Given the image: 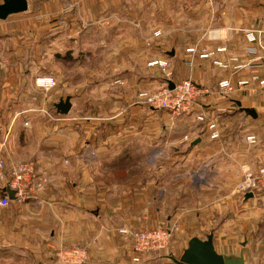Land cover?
I'll list each match as a JSON object with an SVG mask.
<instances>
[{"label": "crops", "instance_id": "0c3cea01", "mask_svg": "<svg viewBox=\"0 0 264 264\" xmlns=\"http://www.w3.org/2000/svg\"><path fill=\"white\" fill-rule=\"evenodd\" d=\"M28 1L29 10L15 15L57 13L64 24L73 27L75 43L86 46L82 61L106 62L100 70L111 77L110 83L97 81L99 76H95L90 83L93 89L87 90L108 93L111 85L119 89L115 93L121 94V100L113 98L94 106L93 102L71 101L72 108L77 105L86 113L85 118L72 117L73 123L64 122L67 119L53 123L38 113H21L35 101L49 105L42 90L26 86L35 71L26 61L34 58V52L39 57L45 55L47 41L37 42L38 31L50 24L39 19L17 25L0 19V26H9L8 30L25 27L29 32L21 41L14 34H0V149L6 172L16 162L32 161L47 177L36 202L12 200L9 207L0 208V264H61L54 251L71 245L87 251L84 264H125V259L134 255L132 244L125 247V235L119 232L126 223L125 206L144 207L152 201L157 206L167 205L162 193L150 195L155 189L168 190L175 199L169 200L177 202L174 186L179 182L188 185L184 197L189 198V204L198 194L203 195L197 191L204 187L215 191L224 185L228 188L246 169L256 170L264 164V0ZM129 19L137 23H129ZM251 31L256 41H250ZM220 47L226 51L216 52ZM191 48L195 52L190 53ZM205 51L216 53L200 57ZM165 57L173 65L175 82L192 78L201 90L197 111L206 114V121H198L195 113L175 116L146 107L140 103V97L145 100L141 95L134 101L141 87L163 85L166 78L148 63ZM232 57L244 66L236 69L238 63L231 61ZM214 61L228 66L220 67ZM115 62L119 63L117 69L112 68ZM225 80L231 88L220 87ZM242 80L249 84L240 86ZM125 110L129 122L137 125L130 131L131 136L136 134L131 146L125 140ZM68 114L63 116L71 118ZM27 120L29 126L24 125ZM209 121L218 125L219 140L210 138ZM146 127L152 129L147 137ZM186 135L190 137L187 142ZM249 135L256 141L248 142ZM151 143L159 147L151 153L155 164L145 166L157 173L152 180L147 179L146 171L129 165L137 156L143 162L139 149ZM162 147H167L168 156L157 160ZM7 185L8 179L0 178V194ZM206 197L210 203L214 199L224 202ZM239 199L244 208L257 211L264 193ZM176 202L169 204L175 206ZM137 212L138 217L140 212L145 216L143 210ZM154 219L160 221V215L156 213ZM147 222L141 220L137 227ZM258 224L254 225V237L260 241L258 232L264 231V222ZM245 251L241 253L246 264H257V257Z\"/></svg>", "mask_w": 264, "mask_h": 264}, {"label": "rangeland", "instance_id": "374dc122", "mask_svg": "<svg viewBox=\"0 0 264 264\" xmlns=\"http://www.w3.org/2000/svg\"><path fill=\"white\" fill-rule=\"evenodd\" d=\"M39 19H42L43 22H49L50 24L48 28H45L44 26V30L38 31L39 37L37 39V42L43 43V41H47V48L43 51L45 53L43 57H39L34 52L32 53L34 58L26 61L27 66L30 65L35 69L33 75L31 76V81H28V83H26V86L33 85L35 88L40 89V91L42 90L41 95H43L44 98L48 97L49 105H43L42 102L39 103L35 101L32 103V105H30L32 107L28 106V110L22 111L21 113H38L40 115H44V117L48 121L50 120L53 123L63 122L66 119L67 121L64 122L69 121L70 123H73L74 120L72 119V117L85 118V111H80L77 105L76 107L73 106L70 113L68 114L71 118H66L62 114L58 113L57 108L55 107V103L60 102L61 99H65L68 96H71V101H73V103L76 101H81L83 105H85L86 103L87 105H89L91 102H93V106L95 103H101L103 105L105 104V102H109L111 99L113 100V98L120 101L121 94L115 93L117 92V90L119 91V89H113L111 85L108 86V93H106L105 91L104 93H102L99 90L90 93L87 90L88 88L93 89L90 83L94 81L95 76H99L98 78H96L97 81L101 79L105 84H107L106 82L110 83L111 77H105L106 74H102L103 71L100 70L106 66V62L97 59H87L85 61H82L84 58H86L84 53L82 52L86 48V46H79L75 43V39L73 37V27H70L68 23L64 24L61 17H59L57 13H43L39 15L37 13L31 12L30 15H15L9 17L4 21L6 23L20 25L31 20L37 22ZM128 22L137 23L133 19H129ZM8 28L9 26H0V34H14L19 41L24 39L25 35L29 33L28 31H26L25 27H19L18 29L14 30H8ZM35 28L38 29L40 27L37 26ZM45 38L46 41L44 40ZM1 53L2 52H0V54ZM59 53H61V57L59 56L57 58V55ZM160 59L168 60V57ZM151 63L152 62H149L148 66L157 68L160 71V75L165 78V72H163L162 68L158 65H151ZM21 64L25 67L23 63ZM118 65L119 63L115 62L113 63L112 68L117 69ZM45 77H53L55 79L54 84L48 88L42 87L39 84V81L40 79ZM130 81H132V79H130ZM22 82L23 83H21V86H24V80H22ZM166 83L167 82L165 79L163 85L160 87H141L139 91L137 90L134 101H138L142 93H151L157 91L158 89L165 87L167 85ZM140 100V103L148 107V103L146 102V100L141 97ZM44 101L47 102V99ZM126 113L127 111L125 110V138H127L125 140L128 141L127 143H129L131 146L133 142L132 137H134L136 134L134 136H131L130 131H133L137 125L135 126L133 125V123L129 122V118ZM98 114L100 113L98 112ZM53 117H57V119H54ZM146 119H148V117H146ZM29 123L30 122L27 120L24 122V125L29 126ZM151 131L152 129L146 127V133H144V135H146V137L150 136ZM158 149L159 147L153 146L152 143L148 146L145 145L142 149H139L140 153H143L144 164L143 162H141L142 159L140 160L136 155L137 157L134 158L135 160L130 162L129 165L133 166L131 168H141V171H146L145 176L147 177V179L149 178L150 180H152L153 177L156 178L157 173L153 170H150L149 168H145V166L149 164H155L151 153L155 152ZM160 151L163 153L164 157L168 156V153H166L167 147H162ZM159 158L160 157H157V160H159ZM16 163H14L13 165H15ZM23 163L28 166L32 165L36 168L38 167L32 161ZM192 164L193 163H191V165ZM153 166L154 165H151V168ZM234 183L235 181L229 184V189L224 185V187L220 191H215L211 188L204 187L203 191H197V193H203V195L198 194L195 199L188 204L189 198L188 200H186L184 197L188 185L184 182H179L176 187L174 186L175 191H177V194L174 192V195H178L177 202L169 200L175 199L172 197V194H170L168 190L166 192V190L163 189L162 191L155 189L156 193L154 192V190L153 192L152 190H150V195L153 196V194L156 195L162 193V196L165 198L163 199L165 200L164 203H168L167 205L163 206L162 204H160V206H157L152 201V204L147 202L146 206L144 207L125 206V226H127L131 230L137 231L144 228H150L153 226V223H158L157 227L165 226L166 228H169L171 230L170 246L167 249H163L162 251H159L157 253H150L148 255H145L140 264H176L172 259L181 258L185 248H187L188 246L189 240L192 237L197 236L205 239L212 232L214 233V244L218 252L226 256L239 257L240 253L246 250L245 252H247L250 257H257V264H264V254L260 255V251L258 250H264V231L258 232V234H260L261 236L260 241H258L254 237L255 234H257L254 225L258 227L259 222H261V224H263L264 222V201L261 200L257 203V207L260 208V210H254L255 207L252 208V211L250 210V208H244L243 204H241L242 200L239 199L240 195L234 191ZM204 193H206V195H208L210 199L214 197L218 199L222 198L224 202L218 203V200L214 199V202L210 203L209 198H207ZM237 201H239L241 205L239 204V202L237 203ZM171 202H176V205H170L169 203ZM137 210H143L145 216H143L142 212H140V216L138 217ZM135 212H137V214ZM156 213L160 215V221H158L159 219H154ZM196 213L198 215H195ZM260 214L261 216L258 217L257 215ZM141 220L148 222L143 227H137V222H141ZM153 227L155 228L156 226ZM130 243V239L128 237H125V247ZM73 248L74 246L71 245L65 249L66 251H68ZM58 251L59 250L54 251V255L55 257H57V262L60 263L58 261ZM86 261L87 259L82 264H84ZM125 261V264H134L132 258H127L125 259ZM61 264L73 263L64 262Z\"/></svg>", "mask_w": 264, "mask_h": 264}, {"label": "built area", "instance_id": "2783aa9c", "mask_svg": "<svg viewBox=\"0 0 264 264\" xmlns=\"http://www.w3.org/2000/svg\"><path fill=\"white\" fill-rule=\"evenodd\" d=\"M160 34V33H158ZM250 41H256V35L251 31L249 32ZM195 48L188 49L190 53L195 52ZM226 51L225 47H220L216 52ZM254 51V49H252ZM215 51H205L200 57H212L216 53ZM231 61H235L238 64L236 69L242 68L239 59L232 57ZM215 64L220 67H227V63L220 61H214ZM151 65H158L165 72L166 86L151 93H142L141 96L145 98L150 107L154 109H163L170 111L175 116L192 115L196 114V119L200 122L206 121L207 116L204 112H198L201 104L199 103L200 89L193 81L192 78H185L179 82L174 81V68L171 62L168 60H155ZM258 79L257 77H254ZM55 79L53 77H45L40 79L39 84L42 87H50L54 84ZM174 82V88H170V82ZM249 84L248 80H242L239 82L240 86ZM264 87V80L261 81ZM222 89L231 88L230 82L225 80L220 82ZM57 119V117H53ZM210 133L212 140H219L221 134L219 132L218 125L214 121H209L206 128ZM190 137L186 135L184 141H189ZM248 142H255L256 137L249 135L246 137ZM159 157L163 158L164 155L160 152ZM6 160L0 149V178H7L10 188L15 190V201L19 204H24L27 201L36 200L39 197V193L45 188L47 183V177L42 176V173L32 165H26L23 162L16 163L11 167L9 172H6ZM234 191L241 197H244L247 193L259 194L264 193V164L258 167L256 170L248 168L245 170L243 177L240 180L235 181L233 185ZM11 199L9 195L4 192L0 194V208H6L11 205ZM40 204V201H37ZM119 232L125 237H128L132 243L134 249V255L132 260L134 264H140L143 257L150 253H157L163 249H167L171 243V230L165 226H158L155 228L141 229L133 231L127 226H121ZM58 261L60 263L71 262L73 264H82L87 258V251L79 245H75L73 249L66 251V249H60L57 253Z\"/></svg>", "mask_w": 264, "mask_h": 264}, {"label": "water", "instance_id": "95a60500", "mask_svg": "<svg viewBox=\"0 0 264 264\" xmlns=\"http://www.w3.org/2000/svg\"><path fill=\"white\" fill-rule=\"evenodd\" d=\"M30 8L28 0H3L0 3V19L6 20L11 15L27 12ZM174 83L170 82V88H174ZM59 114L67 115L71 108V97L61 99L60 102L55 104ZM249 112L254 115L253 110ZM199 141H195L196 144ZM5 192L9 195L11 200H15V190L7 186ZM247 199L253 198V193L245 195ZM176 264H246L243 253L239 257L226 256L219 253L214 244V233H210L205 239L200 237H192L187 248L184 250L180 259L173 258Z\"/></svg>", "mask_w": 264, "mask_h": 264}]
</instances>
